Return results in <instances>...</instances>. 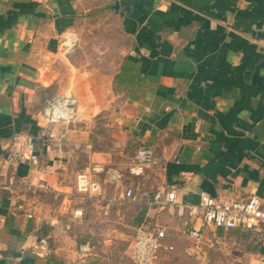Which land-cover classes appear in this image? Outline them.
Returning <instances> with one entry per match:
<instances>
[{"label": "crops", "instance_id": "0c3cea01", "mask_svg": "<svg viewBox=\"0 0 264 264\" xmlns=\"http://www.w3.org/2000/svg\"><path fill=\"white\" fill-rule=\"evenodd\" d=\"M67 31L77 36L70 51L59 44ZM67 89L80 118L45 139L46 101ZM104 126L111 142H101ZM24 133L35 137L36 167L7 158ZM128 140L149 146L156 163L105 184L94 202L105 213L122 210L125 187L135 203L161 186L196 203L203 178L220 200L264 197V0H0V264H118L106 241H79L71 224L46 217L41 190L68 192V176L94 162L125 170ZM144 204L141 223L166 229L156 264H195L185 252L187 213ZM228 233L203 228L204 240H217L208 257ZM40 236L46 256L35 252ZM81 243L90 251L79 252Z\"/></svg>", "mask_w": 264, "mask_h": 264}, {"label": "built area", "instance_id": "2783aa9c", "mask_svg": "<svg viewBox=\"0 0 264 264\" xmlns=\"http://www.w3.org/2000/svg\"><path fill=\"white\" fill-rule=\"evenodd\" d=\"M77 36L73 32L61 35L60 46L70 51L76 45ZM45 124L41 134L45 139L52 137V128L56 124L73 123L80 118L78 100L74 93L67 89L47 99L42 111ZM7 158L11 162L27 163L32 166L39 164L36 140L31 134H16L9 143ZM156 163L153 150L149 146L137 148L126 169H120L110 163L94 162L75 173L73 190L82 198L98 199L103 197L104 185L121 186L125 173L139 176L152 168ZM123 200H134L135 194L131 187H125L120 193ZM140 202L160 210L176 212L187 216L183 218L184 231L192 240V245L185 252L193 258L195 264H210L208 249L214 247L217 240H204L203 228L212 226L217 229H235L238 227L252 231L264 232V197L252 193L247 197L231 200H220L201 191L196 203L179 201L173 188L161 186L155 190H143L136 196ZM75 217L82 215V209H74ZM166 236L162 226L141 223L135 227L130 243V257L133 264H156L159 248ZM47 238L37 239L35 252L46 256L49 253ZM78 251H90L88 243L78 245Z\"/></svg>", "mask_w": 264, "mask_h": 264}, {"label": "rangeland", "instance_id": "374dc122", "mask_svg": "<svg viewBox=\"0 0 264 264\" xmlns=\"http://www.w3.org/2000/svg\"><path fill=\"white\" fill-rule=\"evenodd\" d=\"M95 40V39H93ZM113 127L104 126L100 129L102 136L101 142L108 143L113 140L111 133ZM125 146H122L124 154L128 156L134 155L136 148L130 144L128 140ZM73 177L68 176L65 184L68 186V192L54 193L50 190H41V197L46 205L42 207L43 214L47 216L57 217L58 224H71V229L78 233V240L83 241L89 239L98 246V243H108L110 246V258L118 264H132L130 259V243L135 233V225H132V216L136 213L139 203L133 201H125L122 203V210L119 212H104L103 206L94 202H101L96 199L82 198L74 193ZM70 199L71 203L65 207L61 202V198ZM64 206V207H63ZM82 207L85 215L76 218L73 215L75 207ZM46 219V218H45ZM43 227L46 232L49 231V223L44 220ZM48 221V220H47ZM86 223V227H80ZM55 224V222H54ZM80 227V228H79ZM226 242L223 249L211 250L209 258L211 264H264V252L258 251L252 239H245L243 235L236 233H228L225 236ZM106 241V242H104Z\"/></svg>", "mask_w": 264, "mask_h": 264}, {"label": "trees", "instance_id": "16d2710c", "mask_svg": "<svg viewBox=\"0 0 264 264\" xmlns=\"http://www.w3.org/2000/svg\"><path fill=\"white\" fill-rule=\"evenodd\" d=\"M145 212H146V205L144 203H139V206L136 209V213L132 216V223L135 226H138L141 222H143L144 217H145ZM229 233H236L243 235L245 239H252L253 243L255 246L260 247L261 246V251L258 249L260 252H264V232L263 231H252L250 229H244L241 227L235 228V229H228ZM211 264V263H210Z\"/></svg>", "mask_w": 264, "mask_h": 264}, {"label": "water", "instance_id": "95a60500", "mask_svg": "<svg viewBox=\"0 0 264 264\" xmlns=\"http://www.w3.org/2000/svg\"><path fill=\"white\" fill-rule=\"evenodd\" d=\"M199 193L201 191L208 193L209 195L215 197L216 196V191L213 183L209 181L207 178H203L200 183H199ZM198 193V194H199Z\"/></svg>", "mask_w": 264, "mask_h": 264}]
</instances>
